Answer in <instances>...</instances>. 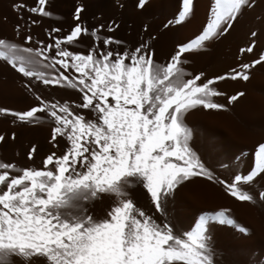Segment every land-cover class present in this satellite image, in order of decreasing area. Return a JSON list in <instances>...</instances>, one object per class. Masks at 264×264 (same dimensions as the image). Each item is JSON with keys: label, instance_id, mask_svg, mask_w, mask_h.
Returning <instances> with one entry per match:
<instances>
[{"label": "snow or ice", "instance_id": "6c2138e0", "mask_svg": "<svg viewBox=\"0 0 264 264\" xmlns=\"http://www.w3.org/2000/svg\"><path fill=\"white\" fill-rule=\"evenodd\" d=\"M46 3L38 0L39 7L31 11L50 15ZM145 3L139 0L138 6L142 8ZM248 4L249 0H214L212 19L203 33L181 47L166 66L155 65L140 49L131 57L117 54L114 60L112 52L100 53L97 58L94 52L83 55L59 50L56 55L60 59L53 60L51 67L60 65L65 71L73 68L79 75L69 77L61 72L48 79L29 67L38 63L33 56L48 59L44 50L23 48L29 54L25 58L15 54L16 44L0 39V59L7 60L23 76L42 79L46 85L78 88L83 93V103L78 107L90 109L96 117L93 120L74 114L67 104L11 113L21 122H30L37 113L50 108L57 125L52 139L66 137L69 147L61 156L49 155L43 169H23L15 176L11 175L14 164L0 162V264H213L208 225H233L227 209L201 216L193 231L178 236L168 224L161 226L138 209L127 190L142 184L161 211L165 198L183 182L197 176L212 179L189 146L192 131L184 118L198 106L221 109L222 105L212 101L221 93L211 87L216 80L202 86L196 84L200 76L182 82L178 64L183 53L202 47L220 34L224 25L231 27L230 22ZM15 7L19 10L23 5ZM192 8L193 0H183L175 23L184 22ZM82 10L76 9L77 20ZM87 32L77 24L64 41H56L55 47L61 49L62 43H73ZM92 35L97 36L96 32ZM255 63H264V58ZM228 78L248 80L249 76L233 70L230 77L217 79ZM3 139L0 136V141ZM35 151L33 148L32 153ZM260 173H264V144L255 153L254 169L226 184L229 194L251 202L252 195L239 185L250 184ZM101 194L114 195L118 200L107 218L95 219L85 214L82 202ZM260 197L264 199V192ZM240 231L247 232L244 228Z\"/></svg>", "mask_w": 264, "mask_h": 264}, {"label": "bare ground", "instance_id": "6f19581e", "mask_svg": "<svg viewBox=\"0 0 264 264\" xmlns=\"http://www.w3.org/2000/svg\"><path fill=\"white\" fill-rule=\"evenodd\" d=\"M15 5H23V7L17 10ZM138 5L139 0H47L46 10L50 15L43 16L38 12L31 11L32 8L39 7L38 0H0V39L16 44L18 51L15 54L23 55L25 58H28L29 54L24 53L23 48L44 50L48 59L33 56V59L38 63L29 65V67L34 71L43 72L45 78L48 79L59 76L61 72L69 77L79 75L73 68L65 71L60 65H56L55 68L51 67L53 60L60 59L56 55L59 50L83 55L94 52L97 54V58L100 53L112 52L114 60L117 54L121 56L128 54L131 57L135 54L136 49H140L141 54L150 56L155 65L166 66L172 62L181 47L188 45L203 33L212 19L214 0H193L192 13L177 26H173L174 24L165 19V12L167 9L171 10V12L168 11L171 13L168 18L175 21L183 10V0H146L142 8ZM77 8L83 9L78 20L75 18ZM230 23L231 27L224 25L220 34L205 42L199 49L181 55L178 64L181 69L180 78L185 70L190 72L191 68L217 49L223 41L231 42L235 39L237 33L241 32L243 19L236 18ZM77 24L86 28L87 34L82 35L73 43H62L61 49H57L56 41H64ZM93 32H96L97 36L94 37ZM29 37H31L30 41ZM105 40L112 42L105 44ZM48 46H51L50 50H48ZM69 62L71 63V61ZM126 63H130V59ZM44 65H49V67H44ZM82 103L83 93L78 88L55 84L46 85L42 79L23 76L7 60L0 59V109L7 110V112H0V136L4 137L0 141V162L16 166L11 171V175H19L23 169H43L44 161L49 155L55 153L56 156H61L69 147L66 137L58 136L56 140L52 139L53 129L57 125L49 114L50 108L45 112L37 113V118L30 122H21L11 113L24 112L32 107L67 104L74 114L84 115L86 119L95 120L96 117L90 109L78 107ZM194 110H190L184 118L192 132L198 127ZM208 123L205 125L206 128L210 127V123ZM230 139L234 150L231 151L232 154L230 152L228 154H235L240 159L242 154L237 149L239 143L232 137ZM33 148L36 149L34 153H32ZM30 153L31 158H29ZM223 154L225 153L223 152ZM219 156L221 157V154ZM241 159L240 163L243 160ZM49 168H53V166L49 165ZM214 168V171H208L212 179H208L206 176L192 177L179 185L171 196L165 198L164 204L170 212L173 224L176 223L177 226L193 231L201 216L214 215L216 212L227 209V215L235 223L222 225L211 222L208 225L209 244L214 246V250L224 251L231 259L242 264H264L261 260L262 257L260 259V255H262L260 252L264 250V247L257 249V245L260 243L258 235L264 225L262 205L255 202H242L231 196L226 184L221 183V180L215 175L219 174L217 171L220 169ZM117 200L118 198L114 195L101 194L97 199L82 202V205L85 214L92 215L95 219H102L107 218L108 212ZM240 228L246 229V234L242 233ZM229 234L235 238L234 245H228V240H232L230 238L232 236L229 237L231 240L228 238Z\"/></svg>", "mask_w": 264, "mask_h": 264}, {"label": "rangeland", "instance_id": "374dc122", "mask_svg": "<svg viewBox=\"0 0 264 264\" xmlns=\"http://www.w3.org/2000/svg\"><path fill=\"white\" fill-rule=\"evenodd\" d=\"M168 11L171 12V10H166L165 19L171 24H174L173 26H177V23H175L174 20L168 18V15L171 14ZM236 18H242L243 23L241 26V32L237 33L235 39L232 41L229 40L231 42L223 41L217 49L209 53V55L206 56L200 63L191 68L190 72H186L185 70V72L182 74L183 76L180 78L182 82H186L188 80L194 79L196 76H200L201 79L196 81V84L200 86H202L203 83H206L208 80H216V83L211 85V87H213L217 92L221 93V95H218V97H213L212 101L222 105L223 107L221 109H212L213 111L211 109L206 110V108L202 106L195 108L194 113L196 114V123L198 127H196L197 129L192 132L189 145L207 171H214L213 168L218 166L215 168L220 169L217 171L219 174L215 175L225 184H231L237 174L241 176L248 175L254 169L255 153L258 150L259 145L264 144V63H255V61L264 58V0H249V4L241 9ZM222 44L224 45L222 46ZM249 48L252 50L248 51ZM212 56H214V58H212ZM245 64L249 65L250 67L248 69H244L242 66ZM233 70L236 72H245L249 76V79H217L220 76L230 77L233 74ZM240 93H243V95H239ZM232 96H238V99L231 101L230 98ZM215 111L217 112L216 114ZM208 122L210 123V127L206 128L205 125ZM204 130L207 132H203ZM207 133L209 134L208 136L206 135ZM230 137L239 143L237 149H239L238 152L242 154L241 158L243 160L240 158L242 160L241 163L240 159H238L235 154L230 155L234 150L232 143L230 142ZM223 152L225 154H223ZM229 152L230 154H228ZM218 153L219 155L221 154V157L217 155ZM226 155H229L230 158ZM244 159L246 160L244 161ZM224 160H226V166ZM234 164L237 166L235 167ZM241 169L243 170L241 171ZM239 187L242 190L247 191L250 195L252 194V197L255 200H252L251 202L262 205L261 209L264 213V199H261L260 197V193L264 192V173H260L258 176H256L250 184L242 183L239 185ZM127 191L128 198H131L134 201L137 208L144 211L146 216L151 217L152 220L157 224L161 226L168 224L170 227H172L173 233L178 236H182L184 233L189 232L186 228L177 226L176 223L173 224L174 222L172 221L170 212L167 209L166 204H164V201L162 210L157 211L155 205L151 201L150 195L147 193L146 189H144L142 184L133 185L128 188ZM230 236L232 235L229 234L228 238ZM230 238L229 239L231 241L228 240V245H234L236 243L234 241V236ZM258 238L260 243H258L259 245H257V249L263 248L264 225L258 235ZM210 249L213 264H242L241 262L231 259L224 251L214 250V246L212 247V245H210ZM261 253L262 255H260V259L262 257L261 260L264 263V250L260 252V254Z\"/></svg>", "mask_w": 264, "mask_h": 264}]
</instances>
